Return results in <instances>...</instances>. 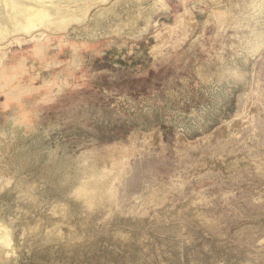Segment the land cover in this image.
<instances>
[{
	"label": "rangeland",
	"instance_id": "rangeland-1",
	"mask_svg": "<svg viewBox=\"0 0 264 264\" xmlns=\"http://www.w3.org/2000/svg\"><path fill=\"white\" fill-rule=\"evenodd\" d=\"M0 264H264V0H0Z\"/></svg>",
	"mask_w": 264,
	"mask_h": 264
}]
</instances>
